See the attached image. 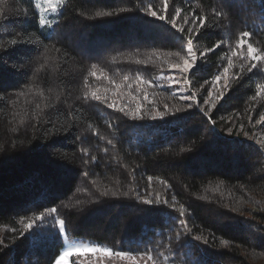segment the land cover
Segmentation results:
<instances>
[{"label":"trees","instance_id":"16d2710c","mask_svg":"<svg viewBox=\"0 0 264 264\" xmlns=\"http://www.w3.org/2000/svg\"><path fill=\"white\" fill-rule=\"evenodd\" d=\"M149 4L162 8L161 0H66L49 38L37 12L25 18L28 0H7L0 19V264H50L64 240L114 251L148 249L159 253L160 264L165 256L169 264H264V147L257 143L264 140V121L256 123L264 113V95L251 99L255 85L264 84L256 76L264 74L231 82L211 119L200 111L212 106L211 100L204 104L209 89L218 94L211 81L226 66L240 32L253 33L248 42L264 50L260 0H230L229 11L222 0H170L173 14L175 8L209 17L224 11L218 27L205 30L196 43L198 52L212 43L222 47L200 60L187 84V95L195 93L196 99L188 101L158 82L170 71L168 63L178 62L163 54L179 51L186 41L167 21L147 16ZM99 11L114 14L98 17ZM187 27L194 25L186 26L184 37ZM29 38L32 43L11 44ZM153 52L161 59L135 63ZM241 62L234 58L230 75L240 71ZM137 75L159 87L141 84L137 93ZM86 91L135 107L131 91L146 109L163 111L167 104L171 114L130 119L100 102L85 103ZM45 128L55 134L48 136ZM104 188L128 196L102 197ZM157 192L167 205L150 208L136 199L148 193L154 199ZM46 207L59 209L67 233L59 234L50 219L21 236L20 218L27 222Z\"/></svg>","mask_w":264,"mask_h":264},{"label":"snow or ice","instance_id":"6c2138e0","mask_svg":"<svg viewBox=\"0 0 264 264\" xmlns=\"http://www.w3.org/2000/svg\"><path fill=\"white\" fill-rule=\"evenodd\" d=\"M66 0H28L29 9L25 10L24 16L25 18H28L29 14L35 15V13L38 11V24L40 26V29H47L49 38L52 35V30L55 29V26L59 23L58 20H52L49 19L47 14L49 12H56L58 8L63 6L65 4ZM7 0H0V19H3L4 14V8L6 6ZM162 8L156 9L153 5L149 4L146 8L147 16L158 19L160 21H167L170 23L171 28L175 29L178 33L181 34L183 39L186 41V46L182 47L179 51L176 52H169L166 54H163L166 57H178V62L168 63L169 70H175L179 74V78H171L169 80V84H190L191 79L190 77L192 75L196 74V70L200 66V60L204 59L206 60L209 54H213L217 51V49H220L222 47V43H212L208 46L204 47L203 51H197L196 50V43L199 42V40L203 36V32L207 29L211 28H217L222 16L224 15V11H229V3L230 0H222V8L224 11L221 10H214L211 14V17L208 15H200L196 11H193L191 9L185 10L182 8H175L174 14L170 10V0H161ZM171 3H175V0H171ZM259 8L261 11H264V0H260ZM121 11H124V9H121ZM185 11H188V15H185ZM114 13L107 12V11H99L96 13V16L98 17H104V16H112ZM171 16V19L168 20V17ZM182 19L183 25L178 26L177 21ZM188 24L194 25V27H187V36L184 37L185 28ZM27 31V30H25ZM253 33L249 31H242L239 34V38L236 40V45L234 48H231L230 54L227 55V64L223 67L222 71L219 72V74L215 75L214 79L211 81L213 88L216 89V92L218 94H215L213 90L209 89L208 91V97L209 99L204 100V104H209L211 100L212 106L208 108L207 111L204 110L203 107L200 108V111L203 112V115L205 117H211L209 116V113L212 112L213 107H215L218 102H220L226 95V93L230 90L231 82L240 83L244 76L252 73H261L264 74V50L258 49L254 47L251 43L248 42V38L252 36ZM32 43V40L25 39L23 41H18L16 39L11 40V44L13 47L17 46L19 43ZM38 42V39H37ZM246 45L247 52L244 53L243 49ZM7 51V49H5ZM59 51V50H57ZM161 53L153 52L148 55V58L145 60L137 59L135 61L136 64H143L147 65L149 62L152 61V58L155 57L157 60L161 59ZM234 58H238L240 61V71L239 72H231L230 70L235 68L234 64ZM127 59V58H125ZM221 59H224V57H221ZM164 62H168L165 60ZM247 65L246 71L245 66ZM43 67V65L41 66ZM92 69H96L97 65L92 64ZM91 75L95 76V72L90 73ZM256 78H262L264 79V76H256ZM105 79L107 77L105 76ZM124 81H128L129 77L124 76ZM137 82V89L136 92L139 93L142 91L140 89L139 85H147L148 87H159V85L155 84L154 82H151L149 80L143 79L140 75H137L135 78ZM223 81V85H220V82ZM114 83V82H113ZM205 83H208V81H205ZM85 87H87V77H85ZM116 89H120V84H115ZM132 85L128 84L129 90H131ZM203 87V85H201ZM255 95L251 97L252 100H255L257 97L264 95V84L257 83L255 85ZM24 93H21L23 95ZM128 95L137 101L135 104V107H132L131 104L125 105V106H118L116 101L109 102L108 98L106 96L99 95L96 91L84 92L83 94V100L85 103L89 101H97L102 104H105L107 108L109 109H115L116 111L121 112L124 116L134 119V120H143V119H164L165 116L171 114V110L168 108L167 104L164 105V110L161 111L155 107H153L151 110L146 109L143 106V101H140L139 95H133L131 91H129ZM145 98H147V93H144ZM163 95V93H161ZM178 94L173 92L172 96H177ZM179 98L184 101L188 100H194L196 99L195 93H193L191 96L184 95L182 92L179 94ZM199 106V105H198ZM187 108H192V104H187ZM180 109H176V111H179ZM262 121H264V113H261L259 120L256 121L257 124H260ZM49 124H51L52 128L55 130V133L60 132V128L57 127L56 123L49 120ZM109 127H112V125H109ZM43 131L48 135L51 136L55 133L49 132L47 128L43 129ZM232 130L229 129V132ZM94 136H98L99 133L93 129ZM247 135V133H245ZM251 139V137H249ZM79 139V138H78ZM100 139H104V137H100ZM107 143L109 145H112V140H108ZM258 144H260L262 147H264V140L257 141ZM106 151V150H105ZM183 151V149H182ZM82 153L84 156H88L89 152L87 149H82ZM97 158L95 156L92 157V160H96ZM87 162V161H86ZM161 184H163L165 187H168L165 181L161 180ZM149 187H151V177H149ZM217 189H212V191H216ZM100 195L102 197H108L113 196L116 197L117 195H123L128 196L127 192L124 193H118V191H112L111 189L104 188L100 191ZM136 199L142 203L143 205H147L150 208L156 207L161 205V203L167 205L168 201L161 200V195L159 192L155 194V198H152L151 193H148L146 197L137 196ZM201 199H207L206 197H201ZM64 207H70L69 205H65ZM233 211H236V209H233ZM185 216V209L183 206H181L179 210V217ZM53 220L55 225L57 226L58 233L59 234H66L67 228H66V220L62 219L60 216L59 209L56 207H46L42 211L34 212L31 217H27V222H25V217H21L19 223L22 224L23 230L20 232V235L23 236L25 233H29L30 231L34 230V226H38L39 222H48L49 220ZM180 225L187 230V225L185 224L184 220H180ZM14 231V229H13ZM190 231V230H189ZM181 236V233H176V239L179 240ZM196 240H200L201 237L196 236L194 237ZM0 243H3L2 240H0ZM207 243V241H205ZM164 248H170V244H164L162 245ZM84 253H92L93 255L99 254V257L101 258V264L102 260L105 257H119L121 259H127L130 261H133L134 264L137 261V259L143 260L146 262V264H160L159 259V253L154 254L151 250L145 249L143 252L136 251L134 254L132 250H113L109 247H103V246H90L88 244H72L68 247L63 248V250L59 251L58 255L55 256L54 260L50 262V264H60L61 260L69 257L72 254H79L83 255ZM163 264H169V257L165 256Z\"/></svg>","mask_w":264,"mask_h":264},{"label":"rangeland","instance_id":"374dc122","mask_svg":"<svg viewBox=\"0 0 264 264\" xmlns=\"http://www.w3.org/2000/svg\"><path fill=\"white\" fill-rule=\"evenodd\" d=\"M57 13H58V10L56 12H49L47 16L49 19L56 20ZM171 78H179V74L175 70H171L168 72V74L159 76L158 82L160 85L164 87L166 86V88H168L171 92H175L178 95L182 92L184 95H187L188 94L187 92H189L187 85L183 83L170 85L169 80ZM72 244H88L90 246H96L88 242L64 240L61 250H63V248L68 247L69 245H72ZM60 264H101V258L99 257V254L93 255L92 253H84L83 255L72 254L69 257L61 260ZM102 264H134V262L127 260V259H121L119 257H105L102 260ZM135 264H146V262L143 260L137 259Z\"/></svg>","mask_w":264,"mask_h":264}]
</instances>
